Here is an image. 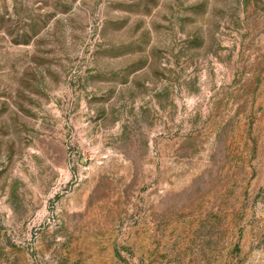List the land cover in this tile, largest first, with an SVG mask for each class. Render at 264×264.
Returning <instances> with one entry per match:
<instances>
[{
	"label": "rangeland",
	"instance_id": "1",
	"mask_svg": "<svg viewBox=\"0 0 264 264\" xmlns=\"http://www.w3.org/2000/svg\"><path fill=\"white\" fill-rule=\"evenodd\" d=\"M0 264H264V0H0Z\"/></svg>",
	"mask_w": 264,
	"mask_h": 264
}]
</instances>
